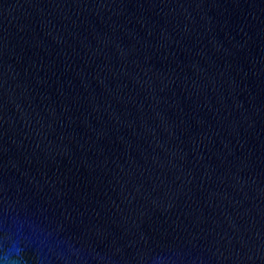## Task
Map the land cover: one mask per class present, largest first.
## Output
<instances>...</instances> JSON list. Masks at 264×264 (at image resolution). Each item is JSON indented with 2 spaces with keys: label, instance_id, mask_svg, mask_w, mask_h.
Returning a JSON list of instances; mask_svg holds the SVG:
<instances>
[{
  "label": "water",
  "instance_id": "1",
  "mask_svg": "<svg viewBox=\"0 0 264 264\" xmlns=\"http://www.w3.org/2000/svg\"><path fill=\"white\" fill-rule=\"evenodd\" d=\"M0 264H264V0H0Z\"/></svg>",
  "mask_w": 264,
  "mask_h": 264
}]
</instances>
